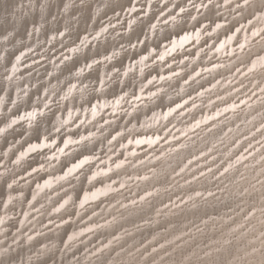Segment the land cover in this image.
Segmentation results:
<instances>
[{
	"label": "rangeland",
	"instance_id": "1",
	"mask_svg": "<svg viewBox=\"0 0 264 264\" xmlns=\"http://www.w3.org/2000/svg\"><path fill=\"white\" fill-rule=\"evenodd\" d=\"M0 264H264V0H0Z\"/></svg>",
	"mask_w": 264,
	"mask_h": 264
},
{
	"label": "bare ground",
	"instance_id": "2",
	"mask_svg": "<svg viewBox=\"0 0 264 264\" xmlns=\"http://www.w3.org/2000/svg\"><path fill=\"white\" fill-rule=\"evenodd\" d=\"M184 40V39H183Z\"/></svg>",
	"mask_w": 264,
	"mask_h": 264
}]
</instances>
